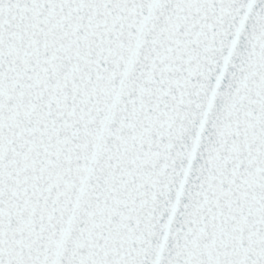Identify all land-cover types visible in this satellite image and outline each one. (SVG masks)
<instances>
[{
	"label": "snow or ice",
	"instance_id": "1",
	"mask_svg": "<svg viewBox=\"0 0 264 264\" xmlns=\"http://www.w3.org/2000/svg\"><path fill=\"white\" fill-rule=\"evenodd\" d=\"M0 264H264V0H0Z\"/></svg>",
	"mask_w": 264,
	"mask_h": 264
}]
</instances>
